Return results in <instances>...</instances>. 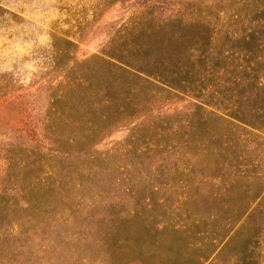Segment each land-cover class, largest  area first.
<instances>
[{"label": "rangeland", "instance_id": "obj_1", "mask_svg": "<svg viewBox=\"0 0 264 264\" xmlns=\"http://www.w3.org/2000/svg\"><path fill=\"white\" fill-rule=\"evenodd\" d=\"M0 264H264V0H0Z\"/></svg>", "mask_w": 264, "mask_h": 264}, {"label": "trees", "instance_id": "obj_2", "mask_svg": "<svg viewBox=\"0 0 264 264\" xmlns=\"http://www.w3.org/2000/svg\"><path fill=\"white\" fill-rule=\"evenodd\" d=\"M118 69H121V68H118ZM125 73H128V72L125 71ZM129 74L135 76L137 80L138 79L139 80H144L142 77H140V76H138V75H136L134 73H129ZM129 74L127 75V77H130ZM113 77H114V79L110 81V84H115V82H117V80H118L120 82L119 84L123 88L124 92L125 93H130V89H132L133 84H131L128 79L124 78V76H121L120 74H115ZM145 81L148 82V80H145ZM120 99L122 101H124V100H126V97L122 96V97H120ZM63 109H60V113L63 112ZM2 191H3V189H2ZM2 209H4V207ZM137 217H139V216L137 215ZM137 217H136V219H138ZM133 219H135V218H133ZM114 225H116V224H114ZM137 226H139V225L138 224L136 225L134 223L132 225L127 224V225H122V226H116V227H113V228H114L115 231H119L120 229L121 230L122 229L123 230H130L131 228H134L136 230V229H139V227H137ZM126 232L128 233L127 235H125V239L126 240H124V241H118L117 240L114 244L117 245L118 247L127 248V247L130 246L129 245V239L132 240V243H137L138 242V245H139L138 252L140 253V257L141 258L145 257L146 255L145 254L143 255V249H142V246H141L142 244L139 242L141 240V237H139V234H138V237H137L136 236L137 234L136 235H130V231H126ZM130 248H131V250L133 249L132 247H130ZM114 258H116V260H119V259L121 260V257L117 256V255Z\"/></svg>", "mask_w": 264, "mask_h": 264}]
</instances>
